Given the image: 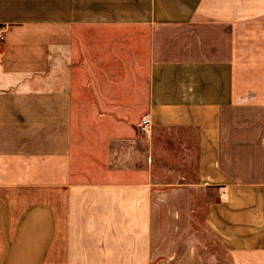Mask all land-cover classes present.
Returning <instances> with one entry per match:
<instances>
[{"label": "crops", "instance_id": "1", "mask_svg": "<svg viewBox=\"0 0 264 264\" xmlns=\"http://www.w3.org/2000/svg\"><path fill=\"white\" fill-rule=\"evenodd\" d=\"M0 264H264V0H0Z\"/></svg>", "mask_w": 264, "mask_h": 264}, {"label": "built area", "instance_id": "2", "mask_svg": "<svg viewBox=\"0 0 264 264\" xmlns=\"http://www.w3.org/2000/svg\"><path fill=\"white\" fill-rule=\"evenodd\" d=\"M148 124H149V121L147 119L142 120V123H141L142 131H145V129L147 128Z\"/></svg>", "mask_w": 264, "mask_h": 264}, {"label": "rangeland", "instance_id": "3", "mask_svg": "<svg viewBox=\"0 0 264 264\" xmlns=\"http://www.w3.org/2000/svg\"><path fill=\"white\" fill-rule=\"evenodd\" d=\"M194 232H195V234L210 236V233L209 232H207V231L203 232L202 230H200L198 228Z\"/></svg>", "mask_w": 264, "mask_h": 264}]
</instances>
